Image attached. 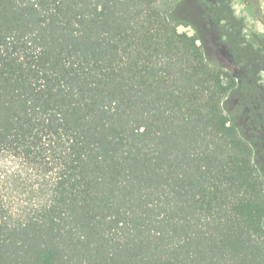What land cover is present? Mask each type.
<instances>
[{
	"label": "trees",
	"instance_id": "obj_1",
	"mask_svg": "<svg viewBox=\"0 0 264 264\" xmlns=\"http://www.w3.org/2000/svg\"><path fill=\"white\" fill-rule=\"evenodd\" d=\"M181 2L0 0V264H264V137L224 106L252 133L264 88Z\"/></svg>",
	"mask_w": 264,
	"mask_h": 264
},
{
	"label": "rangeland",
	"instance_id": "obj_2",
	"mask_svg": "<svg viewBox=\"0 0 264 264\" xmlns=\"http://www.w3.org/2000/svg\"><path fill=\"white\" fill-rule=\"evenodd\" d=\"M195 1L196 0H182L177 14L181 19L189 22V24H179L178 30L183 33H188L191 36L196 35L198 32L205 41L208 50L207 56L212 63L226 66L232 74L239 71L250 72L252 74H248L256 77L259 86L264 88V55H259V51L263 50L264 52V0H257L259 2V7L256 9L250 4L254 3L256 0H224L226 7L222 8L223 19L221 25L225 26L226 31L232 33V35L241 42V49L245 48L249 50L245 59L242 56V64L245 65L246 59L254 60L252 64L249 62L246 65V67L250 68V71H247L246 68L242 70L236 62L234 64V59L232 60L233 63H230L229 60L222 55V50L220 48H222L223 43H218V41L224 42L226 38L220 36V31L218 29L213 28V30H209L205 27V23L200 18L202 10L198 5L196 6ZM199 26L202 27V29L199 28ZM262 91L264 93V90ZM224 106L227 112L230 113L242 127V133L252 135L251 131L245 126L243 108L239 105L237 95L233 94L229 96Z\"/></svg>",
	"mask_w": 264,
	"mask_h": 264
},
{
	"label": "flooded vegetation",
	"instance_id": "obj_3",
	"mask_svg": "<svg viewBox=\"0 0 264 264\" xmlns=\"http://www.w3.org/2000/svg\"><path fill=\"white\" fill-rule=\"evenodd\" d=\"M213 2H216L217 0H212ZM252 5V3H250ZM254 8V7H253ZM222 51V55L229 60L230 63L232 62V55L230 50L228 49V47L223 44L222 48H220ZM262 124V125H261ZM259 125V126H258ZM258 125L254 126L253 131H252V135L255 138V141L258 142V145L261 146V140L264 137V122H260ZM263 148H264V144H263Z\"/></svg>",
	"mask_w": 264,
	"mask_h": 264
}]
</instances>
